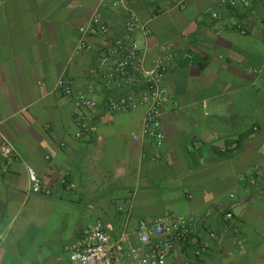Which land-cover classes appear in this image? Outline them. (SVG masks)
<instances>
[{"label":"crops","instance_id":"obj_1","mask_svg":"<svg viewBox=\"0 0 264 264\" xmlns=\"http://www.w3.org/2000/svg\"><path fill=\"white\" fill-rule=\"evenodd\" d=\"M122 4L150 25L146 67L167 66L158 162L141 137L143 109H104V39L78 51L79 28L97 12L120 33ZM263 38L264 0H0V144L15 149L10 162L0 154V264H72L65 244L96 220L121 246L117 264H131L140 223L170 216L189 219L191 232L166 264H264ZM78 92L98 106H79ZM79 115L90 125L80 139ZM28 167L48 195L31 193Z\"/></svg>","mask_w":264,"mask_h":264},{"label":"built area","instance_id":"obj_2","mask_svg":"<svg viewBox=\"0 0 264 264\" xmlns=\"http://www.w3.org/2000/svg\"><path fill=\"white\" fill-rule=\"evenodd\" d=\"M186 2L187 0H174V7L184 8ZM255 2L256 0H221L222 4L232 8L238 5L248 8ZM122 5L125 16L120 33H113L102 13L97 12L87 25L79 28L78 51L91 50L87 41L89 37L97 36L104 39L97 63L99 79L106 95L104 109L107 114L113 116L143 109L141 137L153 143L154 151L148 158L152 162H158L164 155L162 107L169 97V90L164 83L167 66L163 60H159L155 66L146 67L150 25L148 22H143L128 5ZM212 18H218V14L212 13ZM234 28L243 35L247 34L239 24H235ZM58 88L66 96L74 94L72 82L65 78L59 79ZM75 99L77 104L84 108L98 106L83 92L76 93ZM174 107H177V104H174ZM75 124L77 126L75 137L80 139L90 129L88 119L84 115H79ZM134 139L137 140L136 137ZM0 154L10 162L15 157V149L8 142H2ZM27 172L31 193L48 195L49 191L45 189L44 179L31 167L27 168ZM61 183L67 188L75 187L67 177H64ZM225 218L232 219L233 214L228 212ZM190 232L191 221L185 216L158 217L152 223L142 221L137 234L139 246L133 247L130 252L131 264H166L167 257L175 244L185 240ZM65 249L72 264H117L116 252L121 250V246L110 241L103 222L96 220L89 229L67 242ZM206 251V246L198 247L195 256L199 259Z\"/></svg>","mask_w":264,"mask_h":264}]
</instances>
